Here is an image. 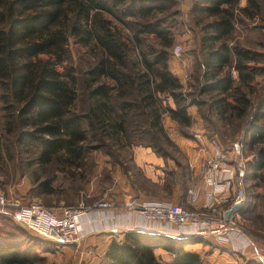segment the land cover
<instances>
[{
  "label": "trees",
  "instance_id": "obj_1",
  "mask_svg": "<svg viewBox=\"0 0 264 264\" xmlns=\"http://www.w3.org/2000/svg\"><path fill=\"white\" fill-rule=\"evenodd\" d=\"M239 0H194L192 11L206 34L201 63L203 80L200 93L209 94L211 108L220 118L228 110L243 117L249 100L224 71L236 56V68L244 82L242 59L245 51L228 49L225 40L234 29L235 6ZM165 0H0V100L9 121L19 129V141L39 147V160L48 163L62 155V164L78 166L92 145L86 144L92 131L101 138L131 141L145 139L155 153L161 154L158 138H165L162 113L182 126L190 125L189 105L202 106L203 100L185 94L167 67V49L172 39L161 24L152 23L154 13L165 11ZM243 12L258 10L256 0H246ZM105 13L111 14L133 32L140 47L138 59L130 57L129 43ZM146 22H131L126 18ZM209 18L206 23L205 19ZM205 32V33H206ZM141 34H154L162 39L164 49L141 48ZM73 37L85 48L91 60L82 72L81 82L87 106L77 111V85L74 68L56 67L68 58V41ZM224 71V73H223ZM248 81V80H247ZM191 97V98H187ZM171 97L175 107L162 106ZM233 99V103L229 102ZM137 114L131 118V112ZM263 120V123L259 121ZM14 130V126L12 127ZM156 136H155V135ZM249 144L257 145L253 173L264 169V98L256 105L253 121L246 129ZM138 141V140H136ZM101 147V144L98 146ZM97 148V147H95ZM197 239V238H196ZM201 239V238H199ZM159 234L127 231L121 240L113 239L106 250L107 264H203L199 253L185 250L195 243ZM161 248L169 261L157 257ZM43 258L31 255L29 249L0 238V264H42ZM248 264H252L249 262Z\"/></svg>",
  "mask_w": 264,
  "mask_h": 264
},
{
  "label": "rangeland",
  "instance_id": "obj_2",
  "mask_svg": "<svg viewBox=\"0 0 264 264\" xmlns=\"http://www.w3.org/2000/svg\"><path fill=\"white\" fill-rule=\"evenodd\" d=\"M166 1L169 8L163 12H155L153 19L149 20L154 24L159 22L168 37L170 35L172 39V43L167 49L168 70L177 77L185 94L191 93V97L203 100L204 104L202 106L192 104L187 107L190 116L189 126H182L173 120L167 112L162 113L161 122L165 138H158V145L163 149V152L158 155L164 162L157 168V174L162 179V184L154 185L143 174V170L150 173L154 167H151L153 169L148 168L149 165L138 161L140 152L144 151V148H150L142 143L147 142L145 139H138L141 138L139 135L127 142L123 139L121 141L100 139L99 135L96 134L95 137L90 131L86 144L92 145L94 148L92 147L84 153L78 166H70L69 163L62 164L65 162L62 160V155H58L57 159L53 158L48 163L41 162L38 159L40 149L36 144L25 146L23 142L19 141L20 131L15 127L14 121H9L7 111L3 109L4 105L0 100V195L17 198L22 206L37 202L45 207L55 209L87 207L89 208L88 214L92 210L100 209L95 205L103 201L110 206L113 204L120 208V202L115 200L114 195L125 187L128 190L132 187V191L133 189L141 190L147 196H152L148 197L151 199L170 197L172 191L182 196L185 194V188L188 187L190 172L187 167V156L180 146L181 142H188L192 146V140L195 139L201 145V139H197L200 136L197 135H204L208 138L207 141L219 145L228 153V156L230 152L231 160L239 161L244 165L245 173L242 177L244 200L235 210L238 211L242 206H246L248 212L246 214L242 212L243 215L240 214L236 223L239 229L253 240L250 253L254 259H239L241 264L249 262L264 264V169L256 173L249 171L248 163L254 161L257 145L249 144V137L246 136V129L253 121L256 105L264 98V0H256L259 4L258 10L249 9L247 12L240 10L246 7V0H239L236 3L234 29L225 42L228 49L231 50L237 46L251 56L250 59H242L244 73L251 79L242 81L241 74L235 66L237 61L235 54L230 55V65L226 66L224 71L232 79L233 88L239 85L242 94L249 100V107L243 117H238L235 115V111L228 110L222 118L217 114L216 109L209 106V94L199 92L201 84H203V80L200 78L201 63L205 55L202 36L209 33L202 29L192 11L194 0ZM105 15L129 43L130 57L134 60L138 59L140 47L132 38V30L111 14L105 13ZM126 20L134 23L146 22L142 19H132V17L126 18ZM208 20L210 19H205L204 23ZM139 38L144 51L148 52L149 48L155 50L165 48L162 46L163 40L156 38L154 34H141ZM178 48L179 54L177 55L175 51ZM89 60L91 58L85 48L73 37H70L68 58L63 61L62 65L56 67L59 72L63 71L64 66L74 68L73 73L78 78L77 111L79 112L88 103L81 77L83 76L82 72L88 67ZM229 102L233 103L234 101L229 98ZM162 106L174 108L175 104L171 97H165ZM190 106H195V113H192ZM136 112V110L131 112V118L135 117ZM168 118L172 122H167ZM259 123H263V120ZM13 126L14 130H12ZM100 144L101 147H98ZM236 144H238V151L235 148ZM152 173L154 172L152 171ZM13 212L14 210L10 208L0 209V238L19 245L21 250L29 249L32 256L34 254L42 257V264H60V260H62L60 249L63 244H54L38 238L13 218ZM105 218L104 216L103 220ZM196 237L198 236L185 239L200 243L194 249L200 250L203 264H210L208 260H210L209 257L212 256L213 251L221 253L217 249H221L219 244L223 245L225 242H218L212 237V241L199 239L200 237L196 239ZM208 239L210 240V238ZM77 243L78 241L72 242V244ZM228 243L230 246L236 247L232 242ZM190 245H186L184 249L193 251L194 249ZM233 252L234 249L229 253L233 254ZM85 253L92 254L93 250H86Z\"/></svg>",
  "mask_w": 264,
  "mask_h": 264
},
{
  "label": "built area",
  "instance_id": "obj_3",
  "mask_svg": "<svg viewBox=\"0 0 264 264\" xmlns=\"http://www.w3.org/2000/svg\"><path fill=\"white\" fill-rule=\"evenodd\" d=\"M179 54V48L175 51ZM203 163L200 182L189 190L191 203L203 196L201 207L185 208L164 200L130 199L124 202L123 209L137 212L144 219L158 224V232L171 238L198 236L212 241L232 242L235 251L244 250L249 241L236 223L233 212L227 211L243 202L242 177L245 173L243 163L231 160L230 152H225L213 142L201 148ZM17 198L0 195V209H13V218L38 238L54 244L78 241L81 236V218L87 216V207H45L41 203L22 206ZM219 205H225L219 208ZM107 202L95 205L108 208ZM106 217V216H105ZM100 218V217H99ZM98 218V219H99ZM101 219V218H100ZM103 219V218H102Z\"/></svg>",
  "mask_w": 264,
  "mask_h": 264
},
{
  "label": "crops",
  "instance_id": "obj_4",
  "mask_svg": "<svg viewBox=\"0 0 264 264\" xmlns=\"http://www.w3.org/2000/svg\"><path fill=\"white\" fill-rule=\"evenodd\" d=\"M192 113H195V106L189 107ZM188 108V110H189ZM170 119H167V122H169ZM172 122V121H170ZM200 136L197 139H201V145L196 142V140H192L193 144L191 146L188 142H181V149L184 151V153L187 156V167L189 169L190 174L187 185L188 187L185 188V194L182 196L180 194H177L176 192L172 191V194L170 197H166L163 199H151L147 196L146 193L142 192L141 190H134L132 191V187L128 190L126 187L123 190H118L116 194L114 195L115 200L120 202V208H118L116 205L113 204L105 209H95L92 210L87 216H84L81 218V236L78 239L77 244H72V241L66 244L62 245V248L60 249V254L62 260H60V264H107V260L105 257L107 247L111 240H121L123 233L127 231H140L145 233H151V234H160L158 232V224L144 219L139 213L137 212H129L125 211L123 209V204L125 201L130 199H138V200H164V201H170L172 203H176L181 205L185 208H193L194 206L201 207L204 202L203 196H201L200 199L197 200V202L191 203L189 199V190L190 188L195 184V182H200V174L202 169V163H203V153H202V146L205 144H208L211 141H207L208 138L204 135H197ZM196 137V136H195ZM138 161H143L145 165H149L148 168H151L153 170L145 171L143 170L144 176L151 182L154 183V185H160L162 184V179L157 174V168L162 165L164 162L162 157L156 154L153 150L150 148H144V151L140 152V157L138 158ZM137 160V155H136ZM139 163V162H138ZM152 171L154 173H152ZM131 186V185H130ZM161 198V197H159ZM115 201V202H117ZM245 203V202H244ZM225 205H219V208L224 207ZM246 206H242L240 210L234 211L233 214L236 216L237 219H239L240 214L244 212L246 214L248 212L247 208L245 210ZM243 215V214H242ZM106 216V218L103 220H99L100 218H103ZM100 217V218H99ZM99 218V219H98ZM98 219V220H97ZM161 235V234H160ZM247 236V235H246ZM198 238V237H196ZM247 239L249 241V245L241 251L233 252V254L229 253L232 252V249L234 248L232 245L230 246L229 243L225 242V244H219V247L221 253L217 251H213L212 256L209 257L210 260L208 262L210 264H241L240 259H254L253 256H251V245H253L251 238L247 236ZM211 241V240H206ZM200 245V243L195 242L192 243L190 246H192L194 249L195 246ZM233 247V248H231ZM191 249V248H190ZM86 250H93V253L86 254ZM193 251L199 253L200 250L194 249ZM154 253L157 257H159L163 261H169L170 258L168 256V253L161 249L157 248L154 250ZM200 254V253H199Z\"/></svg>",
  "mask_w": 264,
  "mask_h": 264
},
{
  "label": "water",
  "instance_id": "obj_5",
  "mask_svg": "<svg viewBox=\"0 0 264 264\" xmlns=\"http://www.w3.org/2000/svg\"><path fill=\"white\" fill-rule=\"evenodd\" d=\"M236 150L238 151V144L235 145ZM240 206V204H236L234 206H232L228 211H227V215H229L232 211H234L236 208H238ZM160 235V234H159Z\"/></svg>",
  "mask_w": 264,
  "mask_h": 264
}]
</instances>
